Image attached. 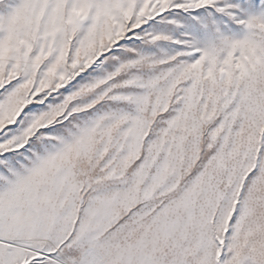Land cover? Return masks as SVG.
Instances as JSON below:
<instances>
[{"label": "snow or ice", "instance_id": "6c2138e0", "mask_svg": "<svg viewBox=\"0 0 264 264\" xmlns=\"http://www.w3.org/2000/svg\"><path fill=\"white\" fill-rule=\"evenodd\" d=\"M0 264H264V0H0Z\"/></svg>", "mask_w": 264, "mask_h": 264}]
</instances>
